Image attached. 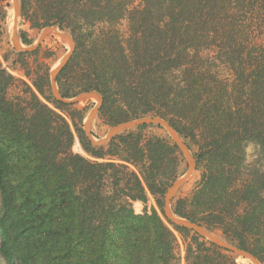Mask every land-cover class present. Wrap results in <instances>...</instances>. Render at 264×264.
Masks as SVG:
<instances>
[{
    "label": "trees",
    "instance_id": "16d2710c",
    "mask_svg": "<svg viewBox=\"0 0 264 264\" xmlns=\"http://www.w3.org/2000/svg\"><path fill=\"white\" fill-rule=\"evenodd\" d=\"M19 6L29 27L54 26L71 36L74 50L56 76L61 96L97 92L98 117L108 126L141 117L167 121L188 149L196 147L201 172L190 198L172 205L174 213L220 231L264 264V173L240 181L245 145L256 143L264 157V0H19ZM9 7L0 0V42ZM26 76L34 90L0 63L4 264H179L170 227L154 209L137 215L131 206L146 203L147 190L164 193L163 167L179 160L176 146L146 139L144 126L96 147L79 111L67 113L45 97L49 68L36 79ZM15 82L24 95L9 96ZM75 135L92 160L72 153ZM173 229L182 236L185 264H236Z\"/></svg>",
    "mask_w": 264,
    "mask_h": 264
},
{
    "label": "rangeland",
    "instance_id": "374dc122",
    "mask_svg": "<svg viewBox=\"0 0 264 264\" xmlns=\"http://www.w3.org/2000/svg\"><path fill=\"white\" fill-rule=\"evenodd\" d=\"M3 1H4V3H8V5H9L11 0H3ZM7 12H8V16H7ZM7 12H6L5 26L8 24V32L6 31V36L3 37L2 41L0 42V63L2 65V68H4L7 73H9L11 76H13L16 80H21V81L25 82L27 85H29L34 90L32 83L29 80L31 78H28L26 76V73H29L30 77H32L33 79H36L37 75H40L44 71L45 67H48L49 68V82H50V72L53 70L54 66L61 63V60L70 52L71 46L66 41L60 40L61 41L60 42L58 39L55 40V38L53 36H50V37L46 36L44 39H42L39 46L32 51H18V50H16L13 47L12 41H11L10 36H9V31H10L9 30V19H10L9 17L11 14V9H9V11H7ZM44 28L36 29V28L29 27L28 24H24L22 22L21 14H20V25H19V29H18V32L16 35L17 36L16 37L17 42H18L19 46L22 48H25V49H28V48L34 46L37 43L38 39L40 38V35H41L42 31L44 30ZM55 28H57V27H55ZM120 29L123 32H125L126 31V23H122V26ZM60 32L65 34L66 36H68L71 39V36L69 35L68 32L61 31V30H60ZM22 36H24L26 39H28L31 44L30 45H24L21 41ZM51 39H54L59 44L54 46L51 43ZM34 52H35V54L29 55V56H26L23 58L17 57V53L32 54ZM205 54H208V53H205ZM23 59L25 62L23 61ZM227 74H228L227 72L224 73V75H227ZM43 91H44L45 97L47 99H49V101L60 104V102L57 101L53 97L50 85H49L48 89L44 88ZM23 92H24L23 86L19 82H15V86L9 91V96L13 97L17 94L24 95ZM90 92H95V91H90ZM79 94H77V95H79ZM77 95H75L71 98H66V99H73ZM37 96L47 106L54 108L52 106L51 102L49 103L44 97L40 96L39 94H37ZM96 105H97L96 102L88 101V102L74 104V105H65L64 104L63 109L67 113H73V111H79L82 114L83 119H82L81 126H82L83 133L85 135L84 127H83V120L86 118L87 114L90 111H92L94 108H96ZM57 112L62 114L64 117H66L68 122L71 123L70 119L66 116L65 113L63 114L60 111H57ZM111 127L112 126H108L107 124L103 123L99 119L98 111H97L96 116L93 118L91 125H90V128H89L90 134L92 136L91 140L93 142H98L100 140H103L106 137V135H107V133ZM140 128L141 127L134 128V129H131L127 132H131V131L138 132ZM127 132H125V133H127ZM140 133L144 137H146V139L153 137V136L154 137H160V138L166 140L167 142H169L171 145H174L173 142L171 141L169 135L167 134V132L161 127L145 126L143 129L140 130ZM85 137H86V135H85ZM107 143H108V141L103 145H94L93 143L92 144L96 147H99V146H105ZM74 145H77L80 148V150L75 151L73 149ZM188 150L193 157V154L196 152V147L190 145V148ZM71 151L73 154H78V155H80L86 159H91L90 156H88L86 154V152L83 150V148L81 147L79 140L76 137V135H75V141H74V144L71 148ZM180 155H181V153H180ZM244 156H245V162H244V167H243L242 175H241V179H240L241 182L246 181V179L248 178L247 175H249V177L252 178V174L254 176V174L259 173V172L264 173V157L260 151V147L256 143L249 142L245 145ZM96 161L102 162L101 160H96ZM128 166L132 171L136 172L139 175L136 168H134L131 165H128ZM187 169H188L187 162H186L185 158L183 157V155L179 156L178 161L172 162V163H167L165 165V167H163V170L165 171L164 175L166 177V179L164 180V182H165L164 193L161 196H159L157 194L152 195L147 190V201H146V203H142V202H133L132 203L131 206H132L134 213L137 215L141 214L143 212L151 213L152 209H154L157 212V214L161 217L164 194L166 193L167 189L173 184V182L180 179L181 177H183L186 174ZM139 177H140V175H139ZM200 181H201V172L196 170V168H195V170L192 172V174L189 176V178L184 182V184H182V186L180 187L178 192L173 197V199L171 201V207L175 203V201H177L178 199L190 198L192 193L198 187ZM158 201H159V203H158ZM161 219H162V217H161ZM166 225H168L170 227V229L173 231L174 235L176 236L177 242H178V247H179V249H178V251H179V262L178 263L179 264H185V261H184L185 245H184V242L182 240V236L173 229V227H175V226H173L169 223L168 224L166 223ZM180 229H182V228H180ZM183 230H185V229H183ZM185 231H187L190 234L187 237V242H188L190 240V237L192 235H195V234L188 231V230H185ZM210 233L213 234L214 236H216L217 238L221 239L222 241L230 244L229 241H227L224 238V236L222 235V233L220 231L215 230V231H212ZM195 236H197V235H195ZM197 237L200 238L201 240L205 241L201 237H199V236H197ZM205 242L208 243L207 241H205ZM222 251L225 252L226 254H228L229 256L233 257L235 259L236 264H252L249 261L242 259V258H240V257H238L232 253L226 252L224 250H222ZM0 264H4V262L1 259H0Z\"/></svg>",
    "mask_w": 264,
    "mask_h": 264
},
{
    "label": "water",
    "instance_id": "95a60500",
    "mask_svg": "<svg viewBox=\"0 0 264 264\" xmlns=\"http://www.w3.org/2000/svg\"><path fill=\"white\" fill-rule=\"evenodd\" d=\"M15 1H16L17 6H18V10H17L18 25H20L19 0H15ZM50 30H55L57 32H60V30L58 28L45 27L44 30L42 31L41 35H40V38L38 39L37 43L34 46H32L28 49H25V48L20 47L18 42L16 41V43L12 42L13 47L18 51H32L39 46L42 39H44L46 37L47 33H49ZM60 34H61L60 37L62 38V40L66 41L70 44L71 50L61 60V63H59L58 66L50 72V88H51L53 97L57 101H59L62 104H65V105H74V104L84 103V102H88V101L96 102V104H97L96 108H94L92 111H90L87 114L86 118L83 120L84 132H85V135L88 138V140L91 141L94 145H103L107 141L111 140L113 137L121 135V134H123V133H125L131 129H134V128H139V127H144V126H157V127L163 128L167 132V134L169 135L171 141L176 146L178 151L185 158V160L187 162V166H188L186 174L183 177H181L180 179L173 182V184L167 189L166 193L164 194L163 207H162V211H161V217H162L163 221L165 223H167V224L169 223L175 227L188 230V231L194 233L195 235L201 237L202 239L207 241L209 244L214 245L215 247H217L221 250H224L226 252L232 253V254H234V255L242 258V259H245L252 264H261L256 259V257H254L250 252L244 251L242 249L237 248L236 246H233L231 244H228V243L222 241L221 239L217 238L216 236L211 234L209 231H207L201 225L194 223V222H192L186 218L179 217L174 213V211L171 207V201H172L173 197L175 196V194L180 189V187L182 186V184H184V182L189 178V176L195 170V162H194V158L190 154L186 144L182 141V139H180L179 135L174 131V129L169 125V123L167 121H165L164 119L159 118V117H141V118H137V119H132V120H129V121H126L123 123H119L115 126H112L109 129L106 137L103 140H100L98 142H93L91 140L92 136L90 134L89 128H90V125H91L93 118L96 116V113H97L99 107L101 106L102 98L98 93L90 92V91L80 93L79 95H77L73 99H66V98H63L61 96V94L58 90L57 83H56V76L58 75V73L61 71V69L68 62V60H69V58H70V56L74 50V44H73L72 39H70L68 36H66L65 34H63L61 32H60Z\"/></svg>",
    "mask_w": 264,
    "mask_h": 264
},
{
    "label": "bare ground",
    "instance_id": "6f19581e",
    "mask_svg": "<svg viewBox=\"0 0 264 264\" xmlns=\"http://www.w3.org/2000/svg\"><path fill=\"white\" fill-rule=\"evenodd\" d=\"M10 7H9V9H11V14L9 17L10 18L9 19V30H10L9 36H10L11 41L13 43L14 42L16 43V41H17L16 35H17L18 29H19V25H18V16H17L18 6H17L15 0L10 1ZM46 36L47 37L53 36L55 38V40L58 39L59 41L60 40L62 41V38L60 37L61 36L60 32H57L55 30H50V32L47 33ZM57 66H58V64L55 65L53 69H55Z\"/></svg>",
    "mask_w": 264,
    "mask_h": 264
}]
</instances>
